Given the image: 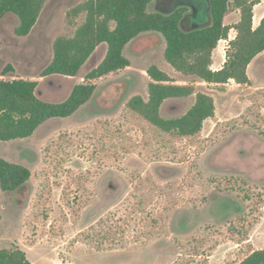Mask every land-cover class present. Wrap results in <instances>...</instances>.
Returning a JSON list of instances; mask_svg holds the SVG:
<instances>
[{"label": "trees", "instance_id": "obj_1", "mask_svg": "<svg viewBox=\"0 0 264 264\" xmlns=\"http://www.w3.org/2000/svg\"><path fill=\"white\" fill-rule=\"evenodd\" d=\"M48 1L0 0V21L8 15L15 16L18 19L15 34L26 37L37 25ZM157 2L87 0L71 9L67 14L70 23L74 24L82 14H85V20L72 37L60 36L55 40L53 60L39 78H0V141L27 139L49 120L75 114L92 99L102 83L128 70L131 62L125 56L126 47L147 33L158 34L164 39V58L177 72L198 77L220 89L226 88L231 81L240 86L251 85L248 67L264 53V17L259 27H253L254 7L261 0H234V7L241 13V19L235 25L224 23L230 10V0H209V20L197 29H185L187 19L190 21V2H183L171 12L155 10ZM232 30L237 35L229 43L225 63L221 69L213 70V52L220 41L228 40ZM1 45L0 41V48ZM102 45L107 47L104 60L74 85L66 100L48 102L39 98L37 91L41 79L76 77ZM12 71L9 66L3 75ZM146 73L147 100L140 95L132 96L117 118H100L84 127L62 129L43 144L42 161L35 172L38 189L25 223L24 241L27 245L33 246L45 232L62 234L63 227L69 222L68 215L63 212L49 226L52 212L49 201L54 186L51 179L65 170V164L72 155L93 162L92 168L80 174L67 170L66 184L59 185L62 202L71 211L75 223L83 210L96 202L98 181L107 169H113L132 188L113 211L116 224L105 227L104 232H95L93 226L88 229L89 233L83 232L77 242L98 251L123 249L126 246L123 232L136 214L142 216L144 230L142 235L133 236L135 242L145 243L170 235L167 222L174 209L182 204L177 195L181 187L178 183L159 186L150 173L143 175L130 170L124 165V160L129 154H137L149 164L184 163L188 160L190 147H194L197 154L204 152L208 146V140L202 137L204 122L214 118L216 106L212 96L196 93L194 83L180 84L156 65L150 66ZM193 95H196L195 102L184 115L169 119L162 116L161 108L166 101ZM31 177L32 172L27 167L0 158V187L3 192L16 191ZM158 199L162 200V206L152 210ZM206 203L195 201L185 206L199 210ZM101 224L100 220L96 226ZM92 232L94 235L90 234ZM204 233L208 239L214 237L213 231ZM178 242L184 255L180 262L174 264H185L193 243L190 238ZM0 264L31 263L26 252L16 247L0 249ZM237 264H264V249H251Z\"/></svg>", "mask_w": 264, "mask_h": 264}, {"label": "rangeland", "instance_id": "obj_2", "mask_svg": "<svg viewBox=\"0 0 264 264\" xmlns=\"http://www.w3.org/2000/svg\"><path fill=\"white\" fill-rule=\"evenodd\" d=\"M85 1L49 0L37 25L26 37L15 34L18 26L15 16L8 15L1 20L0 78H39L53 60L55 40L60 36L72 37L84 22L85 14L74 24L69 22L67 14ZM192 1L158 0L154 9L171 12L183 2ZM233 2L230 0L229 14L236 9ZM187 20L185 29H191ZM235 34L232 30L228 40ZM225 45L224 42L218 44L223 59H226ZM165 48L160 35H141L125 49V56L131 62L128 70L102 83L92 99L75 114L49 120L27 139L0 141V158L25 166L32 172L30 181L14 192H3L0 187V249L19 247L26 252L31 264H174L184 255L178 247V240L184 238H190L193 243L185 264H237L251 249H264V55L251 65L253 85L240 86L231 81L226 88L220 89L198 77L177 72L165 60ZM106 52V45L100 46L74 78L51 76L41 79L37 91L39 98L48 102L66 100L74 85L104 60ZM152 65L180 84L194 83L196 93L212 96L216 106L214 118L204 122L202 137L208 140L204 152L197 154L195 148L190 147L188 160L184 163L149 164L137 154H129L124 160L128 169L143 175L150 173L159 186L178 183L181 187L177 195L182 204L174 209L167 222L170 235L155 241L135 242L133 236L142 235L144 230L142 216L136 214L123 232L126 240L123 249L98 251L77 242L81 240V234L89 233L88 229L93 226L95 232H104L114 224L113 211L132 188L113 169H107L98 181L96 202L85 208L75 223L71 211L62 202L59 185L66 184L67 170L80 174L92 168L93 162L72 155L65 164L66 172L52 177L54 186L49 201L52 210L49 226L63 212L68 215L69 222L63 227L62 234L45 232L33 246L27 245L25 223L38 189L35 172L42 161L43 144L62 129L84 127L100 118H117L132 96L140 95L147 100L146 72ZM9 66L13 71L3 75ZM195 99L196 95L168 100L162 106L161 114L167 119L180 117L192 107ZM195 201L207 203L199 210L185 206ZM161 202V199L156 200L151 209H159ZM100 220L102 224L97 227ZM204 231H213L214 237L206 238ZM90 234L94 235L93 232Z\"/></svg>", "mask_w": 264, "mask_h": 264}, {"label": "crops", "instance_id": "obj_3", "mask_svg": "<svg viewBox=\"0 0 264 264\" xmlns=\"http://www.w3.org/2000/svg\"><path fill=\"white\" fill-rule=\"evenodd\" d=\"M238 17V18H236ZM264 17V0H261L260 4L256 5L254 7V17H253V27L254 29H256L257 27H259L262 19ZM241 19V13L240 10L235 9V11L232 14H227L225 19H224V23L225 25H235L237 24ZM149 34V33H147ZM146 34V35H147ZM145 35V34H143ZM237 34H235V36L233 38H230V40H222L219 42V44L221 42L226 43V45L224 46L225 49H228L229 47V43L230 41H232L233 39H235ZM262 55H264V53L258 55L253 62L249 65L248 67V76L250 78L251 84H254V81L251 77V65L257 61V59H259V57H262ZM225 58L223 59V56L221 54V49L220 48H216L213 52V65H212V69L213 70H219L223 67L224 63H225ZM112 186V185H111Z\"/></svg>", "mask_w": 264, "mask_h": 264}, {"label": "water", "instance_id": "obj_4", "mask_svg": "<svg viewBox=\"0 0 264 264\" xmlns=\"http://www.w3.org/2000/svg\"><path fill=\"white\" fill-rule=\"evenodd\" d=\"M190 26L197 29L205 25L209 20V0H193L190 5Z\"/></svg>", "mask_w": 264, "mask_h": 264}, {"label": "flooded vegetation", "instance_id": "obj_5", "mask_svg": "<svg viewBox=\"0 0 264 264\" xmlns=\"http://www.w3.org/2000/svg\"><path fill=\"white\" fill-rule=\"evenodd\" d=\"M190 5H191V2H190Z\"/></svg>", "mask_w": 264, "mask_h": 264}]
</instances>
